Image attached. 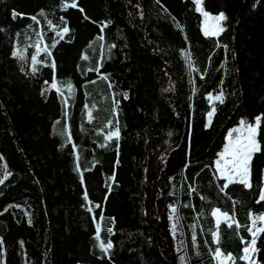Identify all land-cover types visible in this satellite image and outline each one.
<instances>
[{"label":"trees","instance_id":"1","mask_svg":"<svg viewBox=\"0 0 264 264\" xmlns=\"http://www.w3.org/2000/svg\"><path fill=\"white\" fill-rule=\"evenodd\" d=\"M71 3L0 0V264H216V248L251 264L240 257L250 214L264 216V0H202L227 17L215 37L192 0ZM257 118L252 186L221 190L228 131ZM215 209L235 223L217 229ZM255 247L264 264V233Z\"/></svg>","mask_w":264,"mask_h":264},{"label":"snow or ice","instance_id":"2","mask_svg":"<svg viewBox=\"0 0 264 264\" xmlns=\"http://www.w3.org/2000/svg\"><path fill=\"white\" fill-rule=\"evenodd\" d=\"M193 2L196 5V11L200 12L205 17L204 27L202 29L205 36L215 37L225 30L221 26L222 22L227 19L224 13H220L219 15L212 17L207 12L204 11L202 7V0H193ZM64 7L65 8L77 7V4L75 3V0H73V3L65 4ZM209 20L214 21V26L211 28L209 27V24H208ZM68 31L69 29L67 27L63 29L64 33H67ZM36 50L37 52L41 51V49L39 48V44H37ZM44 51L47 52V49L45 48ZM13 56L19 58L20 60L24 59L23 52L21 51L13 52ZM31 61L33 65H36L38 63L37 56L32 55ZM188 63L190 66L191 65L190 58H188ZM32 71L34 73L36 71V68L33 67ZM51 87L52 88L57 87L55 80L51 84ZM68 87H69V91H71L70 84ZM125 98H127V94H125ZM214 99L222 102L223 96L221 94V95L216 96ZM214 112H215V108L213 107L212 111L208 113L209 125L211 124V119H212ZM89 116L91 117V113H89ZM110 123L111 122H109V124ZM259 123H260V118H257V125H259ZM233 131L236 133H242L243 135L238 134L235 137V139H233L232 138L233 133L230 132L228 134V143L225 145L224 151L220 153L219 159L216 161V165H215L216 170L219 173V178L226 181V183L223 184L221 190L227 189L229 185L233 183H239V184L244 185L245 187L252 186L249 180V176H250L249 163L252 159V154L260 150L259 145L257 144L256 139H255L256 131H257V128L255 126L246 125L245 121H241V128L234 129ZM112 137L118 138L119 131L117 130V131L109 133L108 136H106V139H111ZM77 170L79 171V168H77ZM3 182H4L3 180H0V183H3ZM193 191L195 190L193 189ZM84 198L85 200L88 199L87 193H85ZM260 201H264V189H261L260 197L257 202L259 203ZM88 210L91 211V209H88ZM170 210L172 214H175L177 211V209L173 206H170ZM211 214L213 217H218V215H223L227 220H231L233 223H235L234 217H228L226 213L220 214L218 209L213 210ZM173 218H174L173 216H170V219H173ZM250 219H252V227H249L247 230L252 235L253 238L250 242H245L246 246L243 248L244 255L240 257V259L244 261H249L251 259V253H255L259 251V249L255 247L257 234L264 233V227H256V221L259 220V221L264 222V216L252 217L250 214ZM220 224H221V220L217 218L216 220L217 229H219ZM228 226L232 227V224L229 223ZM236 227L239 228L240 225L236 224ZM175 229H176V225L173 224V232H175ZM108 231L112 232V229L109 228ZM97 232H99V225H97ZM212 235H213L214 242L218 243L219 242V231L213 232ZM97 239L99 240V235H97ZM193 241L195 242V234H193ZM100 247L103 251L107 253V251L110 250L113 247V245L111 242H108L107 244L101 243ZM214 259H218L219 264H225L226 261H233V264H234V258L231 256V254L225 255L224 253H222V251L219 248L215 249ZM181 260H183V257H181ZM251 264H255V261L252 260Z\"/></svg>","mask_w":264,"mask_h":264},{"label":"rangeland","instance_id":"3","mask_svg":"<svg viewBox=\"0 0 264 264\" xmlns=\"http://www.w3.org/2000/svg\"><path fill=\"white\" fill-rule=\"evenodd\" d=\"M193 1V0H192ZM202 7H203V5H202ZM204 9V8H203ZM205 11V10H204ZM197 13H199L200 15H201V25H200V27H201V31H202V33L204 34V32H203V27H204V20H205V17L200 13V12H197ZM210 16H212V17H214V16H217V15H219L220 13H218V14H210V13H208ZM208 24H209V27L211 28V27H213L214 26V21H211V20H209L208 21ZM222 26V25H221ZM211 103H210V105H211V107H210V111H212V109H213V102H212V100L210 101ZM209 111V112H210ZM206 122H207V124H209V122H208V115H207V117H206ZM250 126H255V127H257L258 125H257V119H256V121H255V123L254 124H252V125H250ZM239 128H241V123L239 124V125H237L235 128H233V129H231L230 131H228V134L230 133V132H232L233 133V139H235V137L238 135V134H240L241 135V133H236V132H234L233 130L234 129H239ZM228 134H227V139H226V144L228 143ZM256 139V138H255ZM256 142H257V140H256ZM258 144V143H257ZM224 148H225V146H224ZM224 148L221 150V151H219V156H220V153H222L223 151H224ZM219 156H218V158L216 159V161L219 159ZM216 161H215V164L214 165H216ZM216 168V167H215ZM217 171V170H216ZM217 174L219 175V173L217 172ZM262 179H263V188H261V189H264V170H263V173H262ZM253 217H259V216H253ZM218 218V217H217ZM226 219V218H225ZM264 226V222H262V221H259V220H257L256 221V227H263ZM249 227H252V219H251V221H250V226ZM259 234V233H258ZM257 234V235H258ZM252 235H251V239L250 240H252ZM213 258H214V256H213ZM252 260H254L255 261V253H251V259L249 260V261H246V262H251ZM214 261L216 262V264H219V260L218 259H214ZM230 262L231 261H226L225 262V264H230ZM255 264H259V263H257L256 261H255Z\"/></svg>","mask_w":264,"mask_h":264},{"label":"crops","instance_id":"4","mask_svg":"<svg viewBox=\"0 0 264 264\" xmlns=\"http://www.w3.org/2000/svg\"><path fill=\"white\" fill-rule=\"evenodd\" d=\"M263 188V186H262ZM215 218V221L217 220V217H214ZM218 218L221 220V221H227V219H225V217L223 215H218Z\"/></svg>","mask_w":264,"mask_h":264}]
</instances>
